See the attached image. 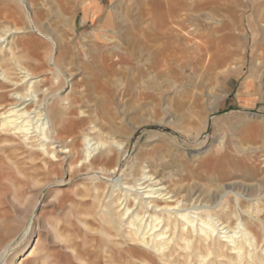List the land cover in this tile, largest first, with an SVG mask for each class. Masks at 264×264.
I'll use <instances>...</instances> for the list:
<instances>
[{"label": "rangeland", "instance_id": "rangeland-1", "mask_svg": "<svg viewBox=\"0 0 264 264\" xmlns=\"http://www.w3.org/2000/svg\"><path fill=\"white\" fill-rule=\"evenodd\" d=\"M24 6L32 18L34 8L27 0ZM35 11V27L20 25L24 31L16 35L20 44L37 39L40 56L53 58L36 73L46 87L34 101L52 93L48 105L90 119L94 124L85 129L104 130L115 142L129 140L119 147L120 167L99 173L102 182L117 188L140 179L135 174L142 159L145 172L187 187L190 198L185 191L180 198L193 212L208 206L217 230L222 221L215 213L225 205L232 208L237 238L248 219L256 222L250 207L264 204V0H40ZM218 57H229L224 68L216 64ZM54 61L65 80L56 69L48 71ZM60 97L65 102L57 103ZM43 123L51 127L49 120ZM72 175L63 171L58 176L63 182L40 177L35 185L15 189L6 180L0 183V255L11 244L7 259L32 226L33 244L21 264H77L67 249L69 200L78 202L76 191L86 183L84 176Z\"/></svg>", "mask_w": 264, "mask_h": 264}, {"label": "bare ground", "instance_id": "bare-ground-1", "mask_svg": "<svg viewBox=\"0 0 264 264\" xmlns=\"http://www.w3.org/2000/svg\"><path fill=\"white\" fill-rule=\"evenodd\" d=\"M2 1L4 4L0 5V22L7 23V26L2 28V23L0 25V183L6 180L15 189L17 184L35 185L40 177H52L57 179L56 182H63L58 177L63 171L70 173V177L72 174L73 177H85L86 184L82 191L77 193L75 189L78 202L69 200L68 210L67 249L71 251L77 264H264V213L260 212L264 210V204L256 202V205L253 204L255 206L251 205L250 218L257 220L249 222L248 219L245 222V233L237 238L234 232L236 227H233L235 221L231 218L232 208L229 205H225L220 213H215L219 217L218 221H222L219 231L218 227L211 224L214 219H211L208 206H202L206 209L199 211L200 214L193 212L196 209L189 206L190 191L187 192V187L181 190L176 185L178 182H163V177L159 179L153 170L145 172L147 167L141 166L142 159L138 162L135 174L140 179L122 183L121 186L126 187L117 188L102 182L99 173L110 174L120 167L119 147L129 140L115 142L104 130H96V133L97 128L94 126L85 129L92 123L90 119L72 118L71 110H63L54 102V105H48V95L52 93L41 94L34 101L36 96L33 95L46 87H41L42 82L37 80L36 73L44 69L45 65L49 67L53 58L51 55L40 56L41 53L37 50L40 43L36 38L20 44L16 35L20 36V32L24 31L20 25H27V29L35 27V21L39 19L35 8L40 0H27L29 7L34 8L32 18L24 6V0H0V4ZM161 6L164 8V5ZM19 9L23 10L24 15H19ZM171 12L176 13L175 10ZM29 34L31 36L33 32ZM214 54L210 57L216 56ZM216 58L219 68H224L229 60V57ZM103 61L106 63L108 59ZM54 69L57 78L65 80L66 73H61L62 69L59 70L55 61L53 68L48 71L52 72ZM47 90L48 88L46 92ZM65 100V97H60L57 103ZM45 119L50 121V128L44 127ZM34 120L40 123L39 128L32 124ZM111 128L112 126L110 131ZM93 134H97L96 140L92 137ZM78 135L81 137L80 142L77 140ZM67 139H70V143L64 145L63 140ZM56 143L60 146H55ZM78 147L81 148L79 152ZM95 151L98 153L91 155ZM142 156L152 159L151 162L158 165L150 153L145 152ZM12 172L17 173L18 178ZM146 174L149 175L145 176ZM9 175L10 180L7 179ZM142 180L144 182L138 186L143 188L135 189V183ZM16 191L18 193L19 190ZM183 191L188 193V204H183L184 200L180 198ZM208 202L209 199L205 204ZM193 215L197 217L194 218ZM2 221L5 223V220ZM33 234L32 226L27 227L25 234L19 239L20 247L7 259L5 258L13 247L11 244L6 246L0 255L1 264H21V258L27 255L33 244Z\"/></svg>", "mask_w": 264, "mask_h": 264}]
</instances>
